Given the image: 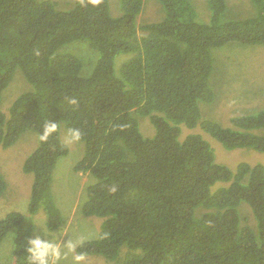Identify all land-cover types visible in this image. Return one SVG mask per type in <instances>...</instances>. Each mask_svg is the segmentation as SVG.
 Segmentation results:
<instances>
[{
    "label": "trees",
    "instance_id": "obj_1",
    "mask_svg": "<svg viewBox=\"0 0 264 264\" xmlns=\"http://www.w3.org/2000/svg\"><path fill=\"white\" fill-rule=\"evenodd\" d=\"M158 1L162 16L137 24L144 0H119L120 15H111L109 0H0V147L25 130L38 140L22 164L32 174L27 214L0 218V243L12 231L24 243L40 208L50 227L63 223L51 183L68 146L59 128L38 139L51 120L81 131L84 152L73 170L95 178L81 212L102 221L77 254L116 264H264V166L240 161L231 170L199 134L180 138L181 125L198 124L226 149L264 152V110L223 126L199 109L214 99L213 51L264 44V0L236 19L220 17L226 0H207L203 21L190 0ZM79 40L93 52H75ZM121 55L128 57L117 64ZM16 70L30 87L6 104ZM141 117L152 136L140 132ZM6 184L0 170V195ZM242 202L250 223L241 220ZM23 253L12 248V264H26Z\"/></svg>",
    "mask_w": 264,
    "mask_h": 264
},
{
    "label": "rangeland",
    "instance_id": "obj_2",
    "mask_svg": "<svg viewBox=\"0 0 264 264\" xmlns=\"http://www.w3.org/2000/svg\"><path fill=\"white\" fill-rule=\"evenodd\" d=\"M62 4L73 3L74 0H59ZM196 13V19L203 21L207 17V0H190ZM227 8L221 13L222 19H236L251 16L256 12L252 0H226ZM111 15H120L119 0H109ZM162 16L161 5L158 0H144L143 10L137 17V24L146 21L158 20ZM72 49L83 54L93 52L84 40L74 42ZM213 69L209 76V82L214 90V99L211 102L199 101V109L202 118H210L218 121L223 126H231L230 118L233 116L247 115L264 110V44L240 45L228 43L223 48L214 51ZM128 55H121L117 64L126 59ZM4 90L7 91L4 100L8 104L19 93L17 90L24 88L25 81L19 70H16L13 79ZM10 82V83H11ZM24 91V90H23ZM3 92V96H4ZM17 92V93H16ZM22 92V91H21ZM3 100V103H4ZM139 130L143 136H152L155 132L153 125L146 117H141ZM67 130L64 124L59 126L60 139L67 144L68 152L59 157L52 172L51 190L54 201L61 211L62 227L68 230L67 237L71 239L82 238L83 241L95 239L98 235L101 217L84 215L81 205L86 198V187L95 178L90 174L75 172L73 165L82 157L84 142L82 140L68 142ZM199 134L213 150L215 162L228 166L235 170L240 161L250 164L261 163L264 166V152L249 147H236L226 149L209 133L196 124L193 127L181 125V135ZM36 134L31 130H25L18 139L8 148L0 147V170L6 180V188L0 195V218L8 212L17 211L27 214L30 196L32 174L22 170V164L26 156L37 145ZM239 214L242 220L245 214L247 223L252 222V213L246 203H240ZM33 222L46 223V214L42 208L32 217ZM254 219V218H253ZM13 231L0 243V262L12 264L11 251L13 248ZM118 261V260H117ZM62 264H116L101 255L74 261L70 255Z\"/></svg>",
    "mask_w": 264,
    "mask_h": 264
},
{
    "label": "clouds",
    "instance_id": "obj_3",
    "mask_svg": "<svg viewBox=\"0 0 264 264\" xmlns=\"http://www.w3.org/2000/svg\"><path fill=\"white\" fill-rule=\"evenodd\" d=\"M69 103L75 105L77 101L71 99ZM58 128L57 121H46L38 139L46 142L54 132H57ZM81 137L82 133L79 129L72 127L67 129L66 140L68 142L79 141ZM67 233L68 230L59 224L53 228L43 221H35L32 222L31 234L25 238L24 243H17L13 232L12 246L17 254L18 249L23 247L24 253L21 255L26 264H62L70 255L73 256L74 261H79L82 255L77 254V248L82 245L83 239L66 238Z\"/></svg>",
    "mask_w": 264,
    "mask_h": 264
},
{
    "label": "crops",
    "instance_id": "obj_4",
    "mask_svg": "<svg viewBox=\"0 0 264 264\" xmlns=\"http://www.w3.org/2000/svg\"><path fill=\"white\" fill-rule=\"evenodd\" d=\"M94 255H88V256H82V262H84L85 261V259H87V258H90V257H93Z\"/></svg>",
    "mask_w": 264,
    "mask_h": 264
}]
</instances>
